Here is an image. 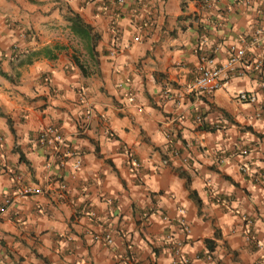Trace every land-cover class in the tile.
I'll return each instance as SVG.
<instances>
[{"label": "crops", "instance_id": "0c3cea01", "mask_svg": "<svg viewBox=\"0 0 264 264\" xmlns=\"http://www.w3.org/2000/svg\"><path fill=\"white\" fill-rule=\"evenodd\" d=\"M242 46L243 74L185 93L201 54ZM178 254L264 264V0H0V264Z\"/></svg>", "mask_w": 264, "mask_h": 264}, {"label": "built area", "instance_id": "2783aa9c", "mask_svg": "<svg viewBox=\"0 0 264 264\" xmlns=\"http://www.w3.org/2000/svg\"><path fill=\"white\" fill-rule=\"evenodd\" d=\"M252 43L257 42V38H252ZM246 47L242 46L230 51L229 56L223 62L217 63L214 60V57L210 54H201L198 58V63L195 66V75L187 85L185 93L187 95L199 97L201 95H211L214 91L221 88L229 76L234 72L238 74H243L244 69L242 64L246 62ZM261 67L260 63L256 65L255 68L259 69ZM239 69V70H237ZM131 98V96H130ZM236 98L240 101L252 102L255 100V96L246 92H239L236 95ZM82 99V98H81ZM133 99V98H131ZM90 110H86L85 118L88 120ZM201 120V115L197 114L195 116V121L199 122ZM39 144L58 150L59 147L64 143V138L60 130L53 125L44 127L38 135ZM246 153V151H242ZM130 156V153L128 152ZM63 161L60 163L62 164ZM81 161L80 158L76 159L73 163V167L78 169L80 167ZM132 167L137 166L136 162L132 159L130 161ZM20 194L23 196H28L32 194L43 193V189L36 185H24L20 188ZM178 212L180 215L183 213V209L179 208ZM181 216L180 222L186 226V223ZM92 238L94 241L101 242L106 245L113 243V237L111 234H100L93 233ZM251 238L254 240L253 235ZM175 264H193L185 256L178 254V260H175Z\"/></svg>", "mask_w": 264, "mask_h": 264}, {"label": "trees", "instance_id": "16d2710c", "mask_svg": "<svg viewBox=\"0 0 264 264\" xmlns=\"http://www.w3.org/2000/svg\"><path fill=\"white\" fill-rule=\"evenodd\" d=\"M72 22L74 25H76L80 28H87L88 29V26L82 22L81 18L77 14H74V16L72 17Z\"/></svg>", "mask_w": 264, "mask_h": 264}]
</instances>
